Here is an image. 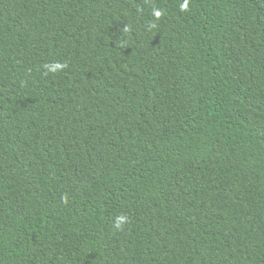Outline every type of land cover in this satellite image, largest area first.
I'll return each instance as SVG.
<instances>
[{
	"label": "trees",
	"instance_id": "obj_1",
	"mask_svg": "<svg viewBox=\"0 0 264 264\" xmlns=\"http://www.w3.org/2000/svg\"><path fill=\"white\" fill-rule=\"evenodd\" d=\"M0 264H264V0H0Z\"/></svg>",
	"mask_w": 264,
	"mask_h": 264
},
{
	"label": "clouds",
	"instance_id": "obj_2",
	"mask_svg": "<svg viewBox=\"0 0 264 264\" xmlns=\"http://www.w3.org/2000/svg\"><path fill=\"white\" fill-rule=\"evenodd\" d=\"M187 7V5L185 4V5H182V10H184L185 8ZM159 11H156L155 12V15H157V16H159ZM60 67H62L61 65H59V64H57V65H55V66H53V68L51 69L52 71H56L58 68H60ZM127 222V217L126 216H123V215H121V216H118L117 218H116V223H115V227L116 228H120V227H122V225L124 224V223H126Z\"/></svg>",
	"mask_w": 264,
	"mask_h": 264
}]
</instances>
